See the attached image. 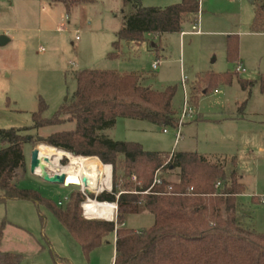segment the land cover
Instances as JSON below:
<instances>
[{"label": "rangeland", "instance_id": "374dc122", "mask_svg": "<svg viewBox=\"0 0 264 264\" xmlns=\"http://www.w3.org/2000/svg\"><path fill=\"white\" fill-rule=\"evenodd\" d=\"M56 1L0 0V36L9 39L0 46V129L28 128L31 130L27 135L34 137L33 142L23 146L24 166L15 172L17 187L35 191L53 204L67 199L77 189L46 183L30 173L31 151L37 146L41 152L53 150L35 142L36 138L74 128L73 123H66L36 130L32 115L41 101L46 106L42 117L51 119L75 92L77 72L115 71L138 76L142 87L155 92L171 87L175 121L162 127L118 118L102 134L113 141L140 144L147 152L197 153L228 172L234 169L245 186L244 194L237 197L238 219L244 226L263 233L264 206L251 199L264 196V100L258 89V81L264 76V29L251 30L255 11L263 0H199L198 20L182 25L180 32L185 34L146 36L142 43L120 41L116 51L113 43L117 42L123 17L132 12L129 5L122 0H63L71 7L67 8ZM138 1L143 8L158 9L181 2ZM192 26H198L201 33H192ZM229 37L237 41L236 61L232 63L226 55ZM113 52L115 56L110 58ZM154 63L156 69L152 70ZM236 63L244 69L243 73L235 72ZM227 73L233 75L230 84H219L199 95V78ZM239 81L255 84L248 93L241 90ZM193 88L198 96L195 103L190 100ZM184 94L194 117L184 122L175 144V124ZM186 139L190 141L186 143ZM40 145L43 147L39 149ZM67 163L62 161L59 165L65 167ZM176 173L171 180H177ZM123 181L117 179L122 191ZM114 208L113 204H101V218L110 221ZM1 222L10 225L3 229L0 264H6L8 255H12L15 264H54L51 252L58 263L64 258L71 264L112 261V234L86 259L51 213L32 202L9 200L0 204ZM152 224L153 217L142 208L124 215V226L135 232Z\"/></svg>", "mask_w": 264, "mask_h": 264}, {"label": "trees", "instance_id": "16d2710c", "mask_svg": "<svg viewBox=\"0 0 264 264\" xmlns=\"http://www.w3.org/2000/svg\"><path fill=\"white\" fill-rule=\"evenodd\" d=\"M122 1L132 12L123 17V26L116 33L115 51L120 41L142 43L146 36L180 32L184 23H196L200 13L199 0H181L165 9L143 8L138 0ZM56 2L71 8L63 0ZM260 29H264V0L255 11L251 27L252 31ZM236 50V39L229 37L226 55L231 63L236 61ZM114 56L113 52L109 57ZM232 76L227 73L199 78V95L219 84H230ZM75 80L72 97L51 119L42 117L46 106L41 101L32 115L36 130L66 123H73L74 128L37 137L35 142L111 166V192L87 195L98 202L116 203V221L84 219L80 206L85 196L78 188L61 207L35 191L17 187L15 172L24 166L23 146L34 140L27 135L31 130L28 128L0 129V204L21 200L43 206L78 244L86 259L106 236L115 234L113 264H264V232L257 233L238 219L236 198L244 194L245 186L234 169L228 172L197 153L147 152L140 144L113 141L102 134L118 118L162 127L173 125L171 87L155 92L142 87L138 76L115 71L84 70L75 74ZM254 84L239 81L242 91L251 90ZM258 89L264 100V76L258 81ZM197 98L193 88L190 100L195 103ZM175 173L176 181L170 179ZM118 178L124 180L123 191L118 187ZM155 179L159 183H154ZM260 198L251 199L261 204ZM141 208L153 217L152 226L141 232L125 228V213H137ZM5 225L7 222L0 223V243ZM51 255L54 264H68L65 259H58V263L57 256L53 252ZM13 259L8 255L4 262L15 264Z\"/></svg>", "mask_w": 264, "mask_h": 264}, {"label": "bare ground", "instance_id": "6f19581e", "mask_svg": "<svg viewBox=\"0 0 264 264\" xmlns=\"http://www.w3.org/2000/svg\"><path fill=\"white\" fill-rule=\"evenodd\" d=\"M43 146H39V149ZM39 151V150H38ZM66 157L68 164L62 167L58 164L61 158ZM38 158L40 166L36 169V175L42 173V168L49 173L64 174L67 177L68 183H80L83 177H86L90 184L88 186L81 185L80 188L91 191L92 193H99L101 191H110V177L111 169L108 165H102L97 160H91L82 157H72L68 153L53 149L50 151H39ZM85 191V192H88ZM87 211V217L92 219H99V204L95 201L87 203L85 205ZM114 216V212H113Z\"/></svg>", "mask_w": 264, "mask_h": 264}, {"label": "built area", "instance_id": "2783aa9c", "mask_svg": "<svg viewBox=\"0 0 264 264\" xmlns=\"http://www.w3.org/2000/svg\"><path fill=\"white\" fill-rule=\"evenodd\" d=\"M196 25H198V23ZM197 27L198 26H192V33H194V34H199L200 33V31H199V29ZM181 35H183V33ZM75 40H78V38L76 37ZM236 65H237V67L235 69V72L237 74L244 72V69L239 64H236ZM151 68H152V70H155L156 69V63H154L151 66ZM182 87L184 89V82L183 81H182ZM188 104L189 103H188L187 98H186V96L184 94L183 106H182V109H181V112H180L178 121L175 124V128H176L175 139H176V142L179 141V138L181 137L180 131H181V128L183 127V125H184V122L189 121V120H192L193 117H194V114L192 113V109H191V107ZM163 133H166V130H163ZM170 158H171V156L167 159V162L165 164L168 163V161L170 160ZM64 160H66L67 162H69L68 159L66 157H64V158H61L59 160L58 164H60ZM109 167L111 169V166H109ZM111 172H112V169H111ZM157 172H156V174H157ZM49 174L50 175H53V173H49ZM154 183H159V182L156 181V179H155ZM81 185H82V183H81ZM78 189H79L80 193L85 196V200H84V202L80 206L81 207V211H82V216H83L84 219L91 220L92 218L87 217V211H86L85 205H87V203L92 202V201L97 202L99 205L106 204L107 202H98L96 199H91V198L88 197L87 194H93V193L85 192L80 187H78ZM111 189H110V191H101L99 193H102V192H111ZM99 193H95L93 195L94 196H97ZM116 198H118V196H116ZM66 201H67V199H64L62 202H59L58 203V206H62L64 204V202L66 203ZM260 203L261 204H264V196H262L260 198ZM110 204H113L115 206V208H114V217L110 221H108V222H115L116 221V214H117V205H116V203H110Z\"/></svg>", "mask_w": 264, "mask_h": 264}, {"label": "water", "instance_id": "95a60500", "mask_svg": "<svg viewBox=\"0 0 264 264\" xmlns=\"http://www.w3.org/2000/svg\"><path fill=\"white\" fill-rule=\"evenodd\" d=\"M255 1L257 0H249L250 3H254ZM8 42V39L5 37V36H0V46H3L5 45L6 43ZM38 146L33 149L30 153V173L39 177L42 181L46 182V183H50V184H56V185H60V186H63V187H70V186H73V187H80L81 184L79 183H68L67 181V177L64 175V174H53V175H50L44 167H41L42 168V173L40 175H36V169L40 166V161H39V158H38ZM110 181H111V177H110ZM82 185L83 186H88L90 184V181L86 178V177H83L82 178V181H81ZM111 183V182H110ZM100 220H103V219H100ZM104 221H107V220H104Z\"/></svg>", "mask_w": 264, "mask_h": 264}, {"label": "crops", "instance_id": "0c3cea01", "mask_svg": "<svg viewBox=\"0 0 264 264\" xmlns=\"http://www.w3.org/2000/svg\"><path fill=\"white\" fill-rule=\"evenodd\" d=\"M182 33L185 34L186 32L181 31V32H180V35H181ZM200 33H201V32H200ZM200 33H199V34H200ZM5 37H6V36H5ZM6 38H7V37H6ZM7 39H8V38H7ZM8 42H9V39H8ZM8 42H7V43H8ZM236 64H237V63H236ZM242 73H243V72H242ZM216 91H217V90H215L214 92H216ZM250 92H251V90L248 91V93H250ZM189 141H190L189 139H186V140H185L186 143H188ZM177 142H178V141H177ZM177 142H176V139H175V144H176ZM170 154H172V153H170ZM62 187H63V186H62ZM236 201H237V198H236ZM59 202H62V201H59ZM59 202H57V205H58ZM64 204H65V202H64ZM64 204H63L61 207H63ZM100 210H101V205H99V219H91V220H100V219H103V218H101V216H100ZM53 218H54V217H53ZM54 219H55V218H54ZM103 221H104V219H103ZM107 222H108V221H107ZM7 224L10 225L8 222H7ZM125 228H126V227H125ZM64 231H65V230H64ZM65 232H66V231H65ZM112 235H113V244H115L116 237H115V234H112ZM114 258H115V247H114V252H113V255H112V258H111L112 261H111L110 264H113V263H114ZM64 259H65V258H64ZM65 260H67V259H65ZM67 262H68V264H71L68 260H67Z\"/></svg>", "mask_w": 264, "mask_h": 264}]
</instances>
